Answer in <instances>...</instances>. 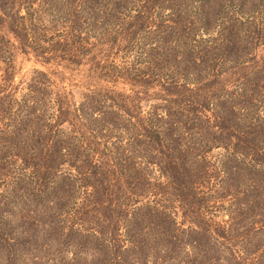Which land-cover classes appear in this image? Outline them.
Wrapping results in <instances>:
<instances>
[{"label":"trees","instance_id":"16d2710c","mask_svg":"<svg viewBox=\"0 0 264 264\" xmlns=\"http://www.w3.org/2000/svg\"><path fill=\"white\" fill-rule=\"evenodd\" d=\"M61 248L264 264V0H0V264Z\"/></svg>","mask_w":264,"mask_h":264},{"label":"rangeland","instance_id":"374dc122","mask_svg":"<svg viewBox=\"0 0 264 264\" xmlns=\"http://www.w3.org/2000/svg\"><path fill=\"white\" fill-rule=\"evenodd\" d=\"M262 47H259L261 49ZM33 69H40L45 70L48 73H51L52 80L59 86V87H65L67 90H72L73 92H77L76 87L85 86V78L83 73L76 72V71H69L62 67H57L55 65H49V66H43L40 63L36 62L34 58H25L22 56H19L17 59V71L14 79V86H19V88L23 87V85H19L20 82L26 81V79L29 78L30 73ZM119 89H121L123 86L118 85ZM124 89H127V87H124ZM153 102L149 100L148 102L142 101V106L146 108L148 105L152 104ZM221 153L223 154L222 148L213 149V151L210 153V159L212 161L216 160V158L219 160L221 158ZM227 206V205H226ZM217 217L215 218L217 221L225 220L227 219V213L224 210H221L220 212L216 213ZM177 223H181L182 218L180 213H178L176 216ZM186 225H183L185 227ZM70 247V246H68ZM70 249L61 248L58 252V260L57 264H62L63 262H70L71 261V254L68 252ZM85 257V256H84ZM87 260H90L86 256Z\"/></svg>","mask_w":264,"mask_h":264}]
</instances>
